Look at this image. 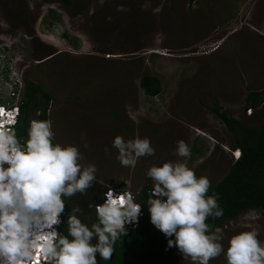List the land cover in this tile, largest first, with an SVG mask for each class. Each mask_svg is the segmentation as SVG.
Listing matches in <instances>:
<instances>
[{"label":"rangeland","instance_id":"374dc122","mask_svg":"<svg viewBox=\"0 0 264 264\" xmlns=\"http://www.w3.org/2000/svg\"><path fill=\"white\" fill-rule=\"evenodd\" d=\"M196 1L0 0V99L17 108L29 81L44 86L55 142L75 145L82 165H96L92 186L101 203L110 188L137 201L144 185H152L149 167L185 162L174 154L180 140L191 150L187 165L217 183L238 161L244 127L255 133L264 123V99L251 114L245 104L246 94L264 90V29L242 25L220 43L204 41L247 4L213 0L212 8L194 11L205 0ZM145 75L160 78L158 95L141 86ZM216 105L236 119L231 130ZM118 135L148 138L155 155L122 167L111 147ZM253 229L264 242L263 209L246 210L220 228L225 246L232 235ZM166 264L191 262L178 253ZM209 264L226 261L221 255Z\"/></svg>","mask_w":264,"mask_h":264},{"label":"clouds","instance_id":"9594fccd","mask_svg":"<svg viewBox=\"0 0 264 264\" xmlns=\"http://www.w3.org/2000/svg\"><path fill=\"white\" fill-rule=\"evenodd\" d=\"M0 264H98L109 261L115 245L135 225L141 204L125 190L110 188L85 222L79 205L63 219L65 201L83 195L97 181V167L82 165L75 145L55 142L50 121L32 120L23 145L11 126L19 108L0 105ZM111 147L122 167L134 168L141 157L154 156L148 138L115 136ZM174 154L185 162H163L145 173L152 181L146 200L150 223L191 264H209L223 255L226 264H264V242L256 230L237 232L227 246L220 228L206 221L223 214L218 194H208L211 182L197 176L186 160L191 150L183 140ZM137 202V203H136ZM66 223L67 235L58 232ZM95 241V242H93Z\"/></svg>","mask_w":264,"mask_h":264},{"label":"trees","instance_id":"16d2710c","mask_svg":"<svg viewBox=\"0 0 264 264\" xmlns=\"http://www.w3.org/2000/svg\"><path fill=\"white\" fill-rule=\"evenodd\" d=\"M64 1L70 3V0ZM193 1L195 0H189L190 3ZM141 86L147 94L156 96L161 91V80L157 76L145 75L142 77ZM263 99L264 90L249 92L245 98L246 106L256 108ZM50 100L51 94L42 84L33 81L27 83L22 102L18 105L17 122L11 126L22 145L27 139L28 129L33 120L32 112H39L38 121H48ZM3 103L4 101L0 99V104L3 105ZM10 106H13V102ZM215 111L230 130L237 123L234 117L222 112L219 105H216ZM244 130L251 135V139L247 140V134L242 141L239 139L238 145L242 149L241 156L236 163L230 166L227 174L219 182L211 184L208 192L209 195L218 194V204L223 210L221 217L209 218L206 221L213 230L222 227L227 220L234 219L246 210H264V123L255 130V133H251L245 127ZM243 139L247 142H243ZM151 188L152 185L148 181L137 198V202L141 204V215L138 222L134 226L125 225L126 234L115 245L114 253L109 261L101 260L97 254L98 264H166L167 261L175 259L179 253L177 249L168 248L165 236L150 223L146 200ZM89 190L92 194L86 190L83 195L78 193L65 201L63 219L66 220L73 205H79L84 211L81 219L85 222L94 220V207L89 209L88 205L101 202L93 192V186ZM57 230L67 235L66 223H62Z\"/></svg>","mask_w":264,"mask_h":264},{"label":"crops","instance_id":"0c3cea01","mask_svg":"<svg viewBox=\"0 0 264 264\" xmlns=\"http://www.w3.org/2000/svg\"><path fill=\"white\" fill-rule=\"evenodd\" d=\"M195 1H193L190 4L191 5L194 4ZM203 2L208 4L207 8H205L203 6ZM203 2H202V6L200 7V9H197V4H196V9L194 11L210 9L215 5V2L213 3V0H205ZM246 4H247V6H244V5L241 6V8L239 9V13L233 18L234 20L238 19V21H240L241 24H238L237 27L234 26L235 28H232L230 26L232 25V22L234 20L232 22L231 21L221 22V24H218L215 26L216 28H213L212 30L208 31L206 34L203 35V36L206 35V38L204 39V41L215 37L213 41L220 43V42L226 40L227 39L226 37H229L234 32H236V30L239 29V27H241L242 25L247 26V28L249 30H253V31H257V32H259L260 30L262 31L264 29V0H246ZM198 5H199V3H198ZM219 8L221 10H224V11H229V8H227V6L225 4H220ZM195 16H197V14H195ZM203 36H201V37H203ZM201 37L198 38V40L202 39ZM246 96H247V94H246ZM245 104H246V100H245ZM260 105H261V103L259 104V106ZM258 107H256V108H258ZM249 108H251L253 110L252 107L246 106V110H248ZM237 151H240V155L238 156V158H239L241 156V153H242L241 147L238 148Z\"/></svg>","mask_w":264,"mask_h":264},{"label":"built area","instance_id":"2783aa9c","mask_svg":"<svg viewBox=\"0 0 264 264\" xmlns=\"http://www.w3.org/2000/svg\"><path fill=\"white\" fill-rule=\"evenodd\" d=\"M248 110H249V113L251 114V113H252V109H251V108H249Z\"/></svg>","mask_w":264,"mask_h":264},{"label":"snow or ice","instance_id":"6c2138e0","mask_svg":"<svg viewBox=\"0 0 264 264\" xmlns=\"http://www.w3.org/2000/svg\"><path fill=\"white\" fill-rule=\"evenodd\" d=\"M236 155L238 156V155H239V153H236Z\"/></svg>","mask_w":264,"mask_h":264},{"label":"bare ground","instance_id":"6f19581e","mask_svg":"<svg viewBox=\"0 0 264 264\" xmlns=\"http://www.w3.org/2000/svg\"><path fill=\"white\" fill-rule=\"evenodd\" d=\"M239 154H240V152H239Z\"/></svg>","mask_w":264,"mask_h":264}]
</instances>
